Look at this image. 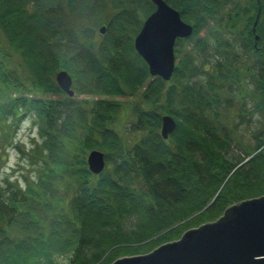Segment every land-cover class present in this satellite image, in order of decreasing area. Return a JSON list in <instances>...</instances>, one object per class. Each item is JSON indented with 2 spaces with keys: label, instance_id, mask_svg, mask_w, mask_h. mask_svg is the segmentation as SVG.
Masks as SVG:
<instances>
[{
  "label": "trees",
  "instance_id": "obj_1",
  "mask_svg": "<svg viewBox=\"0 0 264 264\" xmlns=\"http://www.w3.org/2000/svg\"><path fill=\"white\" fill-rule=\"evenodd\" d=\"M167 1L194 25L191 37L177 40L179 60L169 81L152 77L134 47V35L155 10L151 0H0V124L34 114L48 166L38 188L8 183V197L0 190V264H64L59 258L65 255L74 264L103 257L113 263L137 251L116 241L128 216L138 218L142 233L127 242H147L203 210L226 179L206 212L264 195V0ZM96 16L107 24L100 42ZM209 52L213 62L202 61ZM60 68L88 74L85 86L112 95L138 93L146 82L144 101L131 103V130L143 132L140 139L130 145L113 126L118 100L63 92L54 78ZM236 97L237 116L256 114L261 128L254 149L233 162L227 157L237 137L226 109ZM165 113L177 121L168 139L160 134ZM95 148L113 162L100 174L87 164ZM65 182L76 188L69 201L37 203L42 191L51 186L59 192L52 184ZM51 206L54 215L40 226ZM12 207L16 213L6 215ZM17 215L23 219L16 221Z\"/></svg>",
  "mask_w": 264,
  "mask_h": 264
},
{
  "label": "rangeland",
  "instance_id": "obj_2",
  "mask_svg": "<svg viewBox=\"0 0 264 264\" xmlns=\"http://www.w3.org/2000/svg\"><path fill=\"white\" fill-rule=\"evenodd\" d=\"M100 17L96 16L92 19V23L95 25L98 23V26L95 27L96 35L94 39L97 42H100L103 40L106 36L107 32V24L102 23L100 24ZM259 15L257 16V19L254 23L255 29V37L258 35L256 32V25L258 23ZM143 19V18H142ZM146 18H144L145 21ZM186 20V19H185ZM187 22H190L186 20ZM192 24V22H190ZM106 25V32L104 34L100 33L101 26ZM143 26V23H142ZM141 26V27H142ZM137 27V26H136ZM141 29V28H140ZM140 31V30H139ZM138 31V32H139ZM4 34V33H3ZM5 35V34H4ZM137 33L134 35V39ZM60 36L50 34V39H59ZM3 44H6V41L3 42ZM68 49V48H67ZM71 50L68 49V52L65 53L67 55V58L70 59V52ZM74 55V53H73ZM211 52L206 53L203 55L204 57L201 58L202 61H204L206 58L211 59L210 61L213 62L214 57L211 56ZM17 64L20 63L21 57L17 54ZM75 59V58H74ZM179 60V59H178ZM242 60H247L246 55H242ZM65 69L67 70L74 79L73 88L75 89L76 95L75 97L77 99L87 98V99H109V100H118L121 103V106L119 110L116 113V117L113 123V126L116 128L118 133L123 137V139L126 140V143L133 145L137 142V140L140 139L143 132L138 131H132L131 130V123L135 119L134 112L132 110L131 103L137 102V101H144L140 92H143L146 90L147 83L144 82L142 86L139 89L138 93H132L130 89L126 90L125 95H112L108 93H102L101 91H98L96 89H92L89 86L84 85V81L87 82L90 80V76L86 73H82L76 69L73 68V70H68L66 68H60L57 69L54 75L55 81H56V75L57 73ZM57 83V81H56ZM63 91V90H62ZM64 92V91H63ZM62 96V93L60 94H47L46 97L49 99H57ZM241 100L239 97H236V101H234L233 105H230L229 108L226 110L230 113V115L233 118V126L235 128V144L234 146H229V154L228 159L232 160L233 162L237 161L238 158L244 157V153L246 151H251L254 149L255 144L257 143V137L255 136L259 129L261 128V120L259 116L256 114L249 116L250 120H241L240 117L237 116L239 109H240ZM146 107H149L150 104L147 102L145 103ZM167 114V113H165ZM164 114V115H165ZM247 117V118H249ZM241 120V121H240ZM238 122V123H237ZM162 125L160 127L161 131ZM4 129V133H3ZM43 142L38 125L36 124V118L35 115L30 114L24 118L19 123H10L3 122L0 124V190L3 192L5 197L10 196L11 191H9L8 183H14L16 187L22 188L25 190L26 188L29 189L31 183L34 184L38 188V182L40 181L41 176H44L43 173L45 169H48L47 164L44 162V152H43ZM102 150L106 152L103 149L95 148ZM93 150V149H92ZM91 150V151H92ZM89 151L88 154L91 152ZM87 154V156H88ZM243 155V156H242ZM113 164L112 161H107L106 166H111ZM46 175V173H45ZM67 184L69 183L65 182L63 184L56 185L52 184V187L55 190H58L59 192H55L53 189H51V186L49 188H46L47 192H43L39 194V204L44 205L47 201L48 204H56V203H62L69 201L72 197V195L75 193L76 188L75 187H68ZM49 199V200H48ZM60 199V201H58ZM36 203V204H37ZM242 203L235 202L231 205H228L226 209H223L221 211L217 212H206V208L208 206L199 211L198 213L193 214V218L191 221H189V218H185L183 220H180L179 222H176L174 224H171L167 227H165L163 230H161L158 234L153 236L152 238L148 239L147 242H134L131 243L130 241L127 242V240H132V238L135 236V234H141L142 229L140 228V224L138 223L139 220L135 216H128L123 220L121 228L118 229V231H115L119 241L122 242L120 245L124 246H131L130 249L136 248V254L135 255H141L149 253L151 250H154L161 245L170 242V240H173L172 238L175 237H181L186 231V229L196 227L199 225H205L207 223L216 222L220 218H222L225 214V212L236 205H239ZM69 202L67 203L68 208ZM50 209V208H49ZM51 210V211H50ZM48 210V214L44 217H41L38 220V223L40 226L43 224L40 223L41 219H43V222L45 221L48 216H53L55 211L54 208L51 206V209ZM8 213L6 215L11 216L16 213L14 208H9L7 210ZM205 211V212H204ZM3 213V211H2ZM216 213V214H215ZM214 214V216H212ZM5 215V216H6ZM0 218H2L0 216ZM16 221H20V219H23L21 215L16 216ZM3 225L8 226L7 220L2 222ZM48 225V224H45ZM11 233L15 234L14 230L12 231L9 229ZM174 233H176L175 236H172ZM172 237V238H171ZM116 246L110 247L111 250L115 248ZM132 252V251H130ZM90 254V251L87 252ZM109 253V251H108ZM122 254V253H121ZM125 255L119 256L118 258H121L123 256H132L130 253H124ZM72 256V255H70ZM71 257H68L65 255V257L59 258L60 261L64 264H74L70 260ZM117 258V259H118ZM116 259V260H117ZM101 262V263H100ZM86 264H111L107 260L105 261V258H101L97 262L93 263H86Z\"/></svg>",
  "mask_w": 264,
  "mask_h": 264
},
{
  "label": "water",
  "instance_id": "obj_3",
  "mask_svg": "<svg viewBox=\"0 0 264 264\" xmlns=\"http://www.w3.org/2000/svg\"><path fill=\"white\" fill-rule=\"evenodd\" d=\"M151 1L156 9L145 20L134 45L152 76L170 80L176 66V41L192 36L194 26L166 0ZM100 31L105 33L106 26ZM56 80L68 95H75L73 77L67 70H60ZM176 127L172 115L162 116L161 133L165 139ZM87 161L91 172L99 174L106 167L105 152L93 149ZM111 264H264V196L229 208L222 218L188 231L181 240L146 254L123 256Z\"/></svg>",
  "mask_w": 264,
  "mask_h": 264
},
{
  "label": "bare ground",
  "instance_id": "obj_4",
  "mask_svg": "<svg viewBox=\"0 0 264 264\" xmlns=\"http://www.w3.org/2000/svg\"><path fill=\"white\" fill-rule=\"evenodd\" d=\"M144 22L145 21H143V25H144ZM100 33H102L101 31H100ZM175 55H176V63H177V61H178V57H177V51H176V46H175ZM176 67V66H175ZM155 77H158V76H155ZM160 77V76H159ZM162 78V77H161ZM166 81H169V80H166ZM254 115V114H253ZM249 116H252V115H250V114H246L245 115V117H249ZM250 118V117H249ZM249 118H247V119H249ZM241 121V120H240ZM238 123V122H237ZM160 134H161V136H162V138L163 139H165L164 138V136H163V134L160 132ZM138 141V140H137ZM234 144H235V141L234 142H231V146L233 147L234 146ZM257 145V143L255 144V146ZM264 148V145H262L260 148H259V150H261V149H263ZM246 160H244V161H242L241 163H239V165L237 166V167H239L241 164H243L244 162H245ZM87 164H88V161H87ZM88 168H89V164H88ZM90 170V169H89ZM91 171V170H90ZM104 171V170H103ZM102 171V172H103ZM227 180V179H226ZM226 180L223 182V184H222V186L220 187V189H219V192H220V190L223 188V186L225 185V182H226ZM219 192L212 198V200H211V202L207 205L208 207L212 204V202L217 198V196H218V194H219ZM262 196H264V195H262ZM206 206V207H207ZM205 207V208H206ZM204 208V209H205ZM196 213H198V212H196ZM227 214V213H226ZM229 215L230 216H232V214L231 213H229ZM228 215V216H229ZM187 218H189V221H191L192 219H194L193 218V215H191V216H189V217H187ZM185 219V218H184ZM201 226H203V225H199V226H196V227H192V228H189V229H186L185 231V233L181 236V237H175V238H172L173 240H170V242H173V241H177V240H181L183 237H184V235L188 232V231H190V230H196V229H199ZM169 243V242H168ZM165 244H167V243H165ZM164 245V244H163ZM154 250H156V249H154ZM154 250H151V251H154ZM150 251V252H151Z\"/></svg>",
  "mask_w": 264,
  "mask_h": 264
}]
</instances>
